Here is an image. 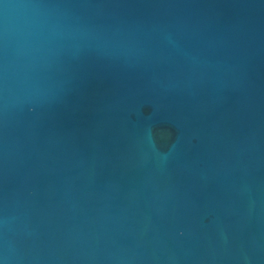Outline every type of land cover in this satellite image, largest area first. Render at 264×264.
<instances>
[{
	"label": "water",
	"instance_id": "obj_1",
	"mask_svg": "<svg viewBox=\"0 0 264 264\" xmlns=\"http://www.w3.org/2000/svg\"><path fill=\"white\" fill-rule=\"evenodd\" d=\"M0 264H264V0H0Z\"/></svg>",
	"mask_w": 264,
	"mask_h": 264
}]
</instances>
